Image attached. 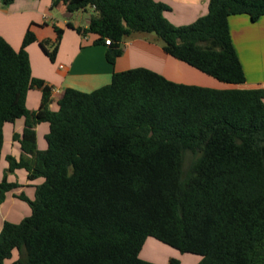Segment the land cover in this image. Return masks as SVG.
<instances>
[{
    "label": "trees",
    "instance_id": "obj_1",
    "mask_svg": "<svg viewBox=\"0 0 264 264\" xmlns=\"http://www.w3.org/2000/svg\"><path fill=\"white\" fill-rule=\"evenodd\" d=\"M16 0H2L9 6ZM69 14L94 9L88 28L114 66L123 42L155 34L171 57L228 85L246 75L234 48L230 18L264 17V0H210L207 15L188 26L165 16L155 0H53ZM57 41L41 43L55 61ZM29 31L16 51L0 37V161L4 127L25 119L20 160L9 156L0 183V204L19 187L8 176L28 172L35 200L24 193L31 216L6 222L0 264H155L141 258L148 239L199 264H264V91L218 90L172 82L137 68L115 73L91 93L68 88L57 112L52 90L32 75ZM51 45L52 50L47 46ZM107 46V45H106ZM42 90V107L31 112L27 97ZM48 123V148L39 150L36 127ZM196 158L184 171L186 153ZM169 264H181L171 259Z\"/></svg>",
    "mask_w": 264,
    "mask_h": 264
},
{
    "label": "crops",
    "instance_id": "obj_2",
    "mask_svg": "<svg viewBox=\"0 0 264 264\" xmlns=\"http://www.w3.org/2000/svg\"><path fill=\"white\" fill-rule=\"evenodd\" d=\"M167 5L170 10L166 18L175 26H188L199 18L207 15L210 0H155ZM53 0H16L7 6L0 0V37L5 39L14 50L22 48L26 34L31 31L37 39L27 48L30 57L32 75L43 80L52 90L50 110H59V101L66 89L71 88L85 93L96 91L112 82L115 73L137 68L154 71L166 79L183 85L226 90L241 89L264 91V17L252 22L249 16L239 15L230 18V32L234 48L244 68L246 83L243 85H228L208 76L197 69L181 62L164 49L162 42L156 37L145 34H135L123 42V54L114 66L107 61L108 46L96 45L98 36L79 35L68 27L71 23L75 28H88L90 19L85 25L73 21L75 14H69L64 3L53 6ZM93 11L94 9L91 8ZM55 27L64 30L58 53L54 62L44 52L41 43L53 44L57 41ZM49 49V46H47ZM42 90L33 89L29 92L26 106L31 112H37L42 107ZM26 126L25 119L8 123L4 127V146L0 161V183L9 168L7 158L12 156L17 160L23 155L21 144L14 140V135H22ZM39 150H46V136L50 131L48 123H40L36 127ZM24 171V172H22ZM10 183H18L21 187L9 192L4 203L0 204V234L6 222L20 224L32 214L30 205L18 198L25 194L28 188L43 183V179L30 181L28 172L17 170L8 176ZM146 242L141 258L155 264H169V259L162 256L163 247L160 242ZM150 245L147 246V244ZM162 244V243H161ZM164 245V244H163ZM147 247V248H146ZM149 255L143 258L144 251ZM15 258L6 264H11ZM200 261H197L199 264Z\"/></svg>",
    "mask_w": 264,
    "mask_h": 264
},
{
    "label": "rangeland",
    "instance_id": "obj_3",
    "mask_svg": "<svg viewBox=\"0 0 264 264\" xmlns=\"http://www.w3.org/2000/svg\"><path fill=\"white\" fill-rule=\"evenodd\" d=\"M93 15H95V12L91 8L88 9L87 11H79V12H77L75 14V17H74L73 21L75 23H77V24L85 25L86 24V20L90 19ZM145 36H148L150 38L151 37H156L155 34H145ZM49 49L50 50L53 49L51 45H49ZM195 158H196V156L193 153H191V152L186 153L185 162H184V171L185 172H188L190 170ZM22 172H24V171H22ZM25 195L30 200H32V201L35 200V191H34L33 188H28L26 190V192H25ZM154 241H155V239H150L149 242L151 243V242H154ZM150 243H148L147 246L150 245ZM159 245L163 247L162 256H163L164 253L166 254L164 256V258L169 259V257L170 258L173 257L175 259L180 260L181 264H197V261H201V259H202L201 257L196 256V255L182 254L179 251H177V250H175V249H173V248H171L169 246L163 245L161 243ZM148 255L149 254L146 253V250H145L143 255H142V257L146 258V256H148ZM17 256H18V252H15V258H17Z\"/></svg>",
    "mask_w": 264,
    "mask_h": 264
},
{
    "label": "built area",
    "instance_id": "obj_4",
    "mask_svg": "<svg viewBox=\"0 0 264 264\" xmlns=\"http://www.w3.org/2000/svg\"><path fill=\"white\" fill-rule=\"evenodd\" d=\"M106 45H107V46H110V45H111V40H110V39H107V40H106Z\"/></svg>",
    "mask_w": 264,
    "mask_h": 264
}]
</instances>
